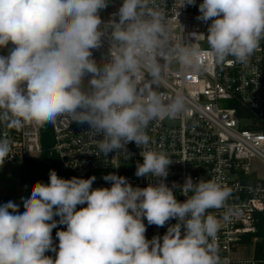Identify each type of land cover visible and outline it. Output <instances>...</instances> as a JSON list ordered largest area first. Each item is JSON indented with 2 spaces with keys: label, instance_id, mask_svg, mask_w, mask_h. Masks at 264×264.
Listing matches in <instances>:
<instances>
[{
  "label": "clouds",
  "instance_id": "obj_1",
  "mask_svg": "<svg viewBox=\"0 0 264 264\" xmlns=\"http://www.w3.org/2000/svg\"><path fill=\"white\" fill-rule=\"evenodd\" d=\"M175 3L184 7L195 0ZM107 6L108 0H0V47L15 46L0 55V121L6 127L54 123L69 114L102 137L98 148L108 156L128 154L130 142L146 149L150 122L188 112L183 94L160 89L173 64L194 75L205 70L199 46L185 37L174 40L156 0H123L114 14L118 22L110 20L106 31L99 27V11ZM199 12L198 20L212 21L208 34L189 36L206 37L218 64L231 57L248 66L264 39V0H203ZM105 36L109 52L101 67L92 50L102 47ZM10 152V141L0 138V164ZM141 156L135 175L159 183L133 187L110 173L103 177L110 188L93 189L95 176L64 179L50 170L48 183H35L22 198V214L12 201L0 205V264H222L215 243L221 223L208 210L225 207L231 189L214 179L186 177L182 186L173 182L187 197L180 202L164 182L173 160L151 149ZM143 218L159 227L178 222L148 240ZM58 224L67 227L56 232L53 259L45 253L56 251L52 230Z\"/></svg>",
  "mask_w": 264,
  "mask_h": 264
},
{
  "label": "built area",
  "instance_id": "obj_2",
  "mask_svg": "<svg viewBox=\"0 0 264 264\" xmlns=\"http://www.w3.org/2000/svg\"><path fill=\"white\" fill-rule=\"evenodd\" d=\"M166 12L173 30V38L179 42L183 37L199 46L206 65L199 74L187 73L173 64L165 69L161 91L183 94L188 101V112L175 119H164L149 123L146 132L150 142L146 149L135 142L126 145L127 153L110 152L108 156L98 148L102 137L94 134L89 125L71 120L69 114L58 116L52 125V152L58 157L66 171L78 178H86L94 173H115L126 177L133 187L144 188L155 185L159 179L137 177V163H142L141 151L155 150L165 153L173 163L169 165L164 182L172 188L177 200L183 202L186 196L179 192L186 177L193 182L214 179L231 189L226 206L209 209L220 220L216 245L221 262L227 264H264L254 255L242 257L243 239L257 230L258 216L264 214V39L251 57L248 66L227 61L218 64L210 54L206 37L195 41L189 34H208L207 23L200 21L199 5L203 0H195L194 5L176 7V0H156ZM182 3L183 0H180ZM123 0H108V6L99 11L101 29L107 31L110 20H119L118 13ZM102 47L92 50V58L98 66H103L109 52L110 41L102 37ZM15 46L9 42L0 47V55L7 56ZM90 78L85 77V83ZM147 78V76H146ZM143 78L141 80V86ZM237 106L253 115L240 118ZM45 122H31L21 129H9L0 121V138H7L11 152L5 164H21L27 159L40 157L43 152L42 135ZM122 152L123 150H119ZM110 188L111 182L96 185ZM83 205H77V210ZM232 213L228 220L224 216L228 209ZM146 225V239L162 237L168 227L176 224L171 219L163 227ZM211 242V241H210ZM246 247V246H245Z\"/></svg>",
  "mask_w": 264,
  "mask_h": 264
},
{
  "label": "trees",
  "instance_id": "obj_3",
  "mask_svg": "<svg viewBox=\"0 0 264 264\" xmlns=\"http://www.w3.org/2000/svg\"><path fill=\"white\" fill-rule=\"evenodd\" d=\"M238 116L240 118H253V115L245 112L242 107L237 106ZM46 129L42 135V143H43V152L40 157L35 159H27L20 164L23 168V185L25 187V195L24 198H27L31 194V189L37 182H43L45 184L49 181V172L50 170H55L57 175L64 179H71L72 177H77L69 171H66L61 165L58 157L52 152L53 147V131L51 123L45 122ZM105 175L108 173H94L89 175L84 179H88L91 176H95L96 179L92 184V188L96 189V185L108 182L103 179ZM78 178V177H77ZM87 205L84 204L83 207ZM83 207H80L83 208ZM19 211L22 214L24 211L23 203L19 205ZM259 222L257 224V230L255 233H251L247 235L243 239V244L247 248H253V255L256 260L264 261V214H260L258 216ZM55 220H59L60 217L54 216ZM66 225L58 224L57 228L52 230V238L58 240L56 236V232L58 230H66ZM56 251H47L45 253L46 256H50L53 259L56 258L58 248Z\"/></svg>",
  "mask_w": 264,
  "mask_h": 264
},
{
  "label": "rangeland",
  "instance_id": "obj_4",
  "mask_svg": "<svg viewBox=\"0 0 264 264\" xmlns=\"http://www.w3.org/2000/svg\"><path fill=\"white\" fill-rule=\"evenodd\" d=\"M25 187L21 182L20 164H0V205L12 201L17 205L22 203ZM253 248L242 247L240 256H253Z\"/></svg>",
  "mask_w": 264,
  "mask_h": 264
},
{
  "label": "water",
  "instance_id": "obj_5",
  "mask_svg": "<svg viewBox=\"0 0 264 264\" xmlns=\"http://www.w3.org/2000/svg\"><path fill=\"white\" fill-rule=\"evenodd\" d=\"M21 182L23 184V168L21 167ZM59 240L53 239V246L58 248Z\"/></svg>",
  "mask_w": 264,
  "mask_h": 264
}]
</instances>
